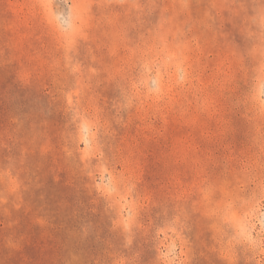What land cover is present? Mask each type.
<instances>
[{"label": "rangeland", "instance_id": "rangeland-1", "mask_svg": "<svg viewBox=\"0 0 264 264\" xmlns=\"http://www.w3.org/2000/svg\"><path fill=\"white\" fill-rule=\"evenodd\" d=\"M0 264H264V0H0Z\"/></svg>", "mask_w": 264, "mask_h": 264}]
</instances>
